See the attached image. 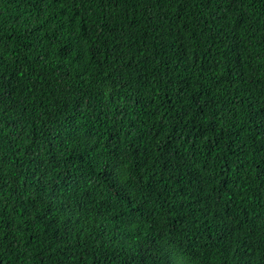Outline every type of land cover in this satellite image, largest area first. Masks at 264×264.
Returning <instances> with one entry per match:
<instances>
[{"label":"trees","instance_id":"16d2710c","mask_svg":"<svg viewBox=\"0 0 264 264\" xmlns=\"http://www.w3.org/2000/svg\"><path fill=\"white\" fill-rule=\"evenodd\" d=\"M0 264H264V0H0Z\"/></svg>","mask_w":264,"mask_h":264}]
</instances>
